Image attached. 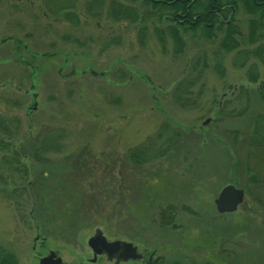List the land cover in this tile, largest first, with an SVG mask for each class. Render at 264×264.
I'll return each instance as SVG.
<instances>
[{"label":"rangeland","instance_id":"rangeland-1","mask_svg":"<svg viewBox=\"0 0 264 264\" xmlns=\"http://www.w3.org/2000/svg\"><path fill=\"white\" fill-rule=\"evenodd\" d=\"M51 2L0 0V246L16 264H37L50 250L61 264H112L92 259L86 245L99 230L154 251L157 264H264V144L248 151L239 133L234 144L227 132L246 131L264 101L256 97L239 118L212 120L219 104L241 108L233 87L250 86L246 64L238 67L235 51L218 46L220 31L202 38V24H177L148 0H70L71 19L53 13ZM130 7V17L111 12ZM233 18L241 39L248 15L237 4ZM168 26L180 35V50ZM201 62L190 97L196 105L179 107L173 86ZM163 121L181 133L179 145L167 157L130 163L126 150ZM46 130L62 137L41 163L30 151ZM252 170L259 183L248 181ZM116 175L127 183L122 193L118 183L104 184ZM67 184L76 186L70 197L86 196L77 208L64 199ZM225 184L242 188L243 201L218 213L213 200ZM50 196L63 205L54 208ZM167 205L174 217L162 225L157 209Z\"/></svg>","mask_w":264,"mask_h":264},{"label":"trees","instance_id":"trees-1","mask_svg":"<svg viewBox=\"0 0 264 264\" xmlns=\"http://www.w3.org/2000/svg\"><path fill=\"white\" fill-rule=\"evenodd\" d=\"M69 1L70 0H52L50 6L52 12L59 13L62 10V14L64 15V17H66L67 19H71L72 13L70 11H67L72 4L71 2L68 3ZM215 3L218 4V6L231 4L235 9L237 4L240 5L243 11L248 15L246 34H244V37L242 35L241 39H239V28L234 22L233 16H230L226 24L213 19L211 26L202 25V31L199 36L202 38L211 39L212 37H214V29H218V31H220L218 46L224 51H235L236 58L234 60V63L238 65V67H243L246 64L244 68V74L247 81L250 83V86H244L241 84L237 87H233L235 89L232 92L235 95L234 97L242 99V106L240 109L234 110L231 107L224 109V107L220 104L217 105V111L216 113H214V117L212 118V120L218 123L223 117V119H236L243 116L246 111L251 108V105L256 97L264 101V0H215ZM153 5L159 6L164 15H172L173 13L183 14L185 11H187L186 16L189 17L191 14L196 12V10L200 8H206L207 0H193L190 3H188L187 0H174L173 2L168 4L164 0L160 4L153 3ZM132 9L133 8L130 7V10L125 11L124 9L119 10L113 8L111 9V12L115 15H118V12L121 11V13H124V17H130V15L134 13ZM226 12L228 13L227 7ZM198 23L199 21H197L194 25H197ZM194 25L190 27L193 28ZM166 28L170 38H172V40H174V43L177 45L175 48L177 50H180L181 46L183 45L180 35L173 26H168ZM163 32L164 31H160L158 29L156 30L157 36L160 40L162 39L161 35L163 34ZM252 60H255L256 62H253ZM257 63L262 66L261 71L257 69ZM204 67H206L205 62H201V65L198 68L197 64L192 63L190 68L191 70L174 84L171 92V97L179 107L192 108L196 105L195 100H192L190 97L193 93L194 84L200 79ZM215 68L218 69L219 74L222 73V68H220V65L217 64ZM258 77H260V81H258L253 87L252 83H255ZM198 92L199 91H197V93ZM249 117L250 124L249 126H247L248 129L246 131L240 132V130L237 128L238 130L234 129L227 132L232 134V142L234 144H236L237 142L236 135L239 133L241 135L243 144L245 146H248V151H251L252 149H250V147L254 145L264 144V114L254 112V114L251 113ZM168 128V122L163 121L153 135L147 137L143 142L138 143L134 147L128 148L124 153L125 158L129 160L133 165L140 166L142 164L169 156V154L174 151V149L179 145L181 133L172 128ZM168 130L169 134L165 135ZM61 137L62 133L59 131L57 132L46 130L44 134L36 141V145L32 147L30 151V158L41 163L49 162V158L46 157V152L51 149L58 150V140H60ZM2 142L3 141L0 140L1 144ZM252 171H254V173ZM252 171L248 175V181L251 184H256L257 182L259 183L260 179L257 171ZM117 183L118 185L116 187L121 189L120 193H122L123 186L125 188V185L127 184L123 176L117 177L116 175L114 180L111 179L110 181L107 180L106 183L104 182L105 185H107L108 187L112 185L113 188H115V184ZM74 186L67 184L63 188L65 189V191L62 194L63 196H66V194H68L69 192V196H67L68 198L64 197V199L66 201L71 199L74 205L70 206H75L77 208L78 205H81L83 198H86V196L82 193L79 195L75 194L70 197L69 190ZM106 194V197H112L111 193ZM60 196L62 197V195ZM103 196L105 195H99L100 198H102ZM61 197L58 198L56 196H50L48 199L49 203L57 209L64 203V200ZM88 197L91 202L94 199L95 195H90ZM36 198L41 197L37 196ZM173 212V207L169 205L157 209L158 223L162 225L168 224L174 217ZM0 264H16V258L12 251L2 246H0ZM189 264L195 263L190 262Z\"/></svg>","mask_w":264,"mask_h":264},{"label":"water","instance_id":"water-1","mask_svg":"<svg viewBox=\"0 0 264 264\" xmlns=\"http://www.w3.org/2000/svg\"><path fill=\"white\" fill-rule=\"evenodd\" d=\"M206 122H208L207 118L202 121V124ZM242 201L243 189L233 184L223 185L213 200L215 210L218 213L232 212ZM35 238H37V236ZM86 245L91 250L92 257L102 253L109 255L118 250L120 246H122V260L136 259L139 257V254L136 252V247L132 245L131 242L119 239L107 240L99 230H95L94 233L87 238ZM37 264H61V258L56 255L54 251L50 250L39 257Z\"/></svg>","mask_w":264,"mask_h":264},{"label":"flooded vegetation","instance_id":"flooded-vegetation-1","mask_svg":"<svg viewBox=\"0 0 264 264\" xmlns=\"http://www.w3.org/2000/svg\"><path fill=\"white\" fill-rule=\"evenodd\" d=\"M164 0H150V2L160 4ZM166 3H171L174 0H165ZM188 1V0H187ZM193 0H189L188 3H190ZM226 7L228 8V13L226 12ZM187 11H185L183 14L180 13H173L172 15H165V18H173L177 24H183L187 23L188 26H193L197 21H199V24L211 26L213 19H216L223 24H226L228 22V19L230 16H233V13H235V8L231 4H226L224 6H218V4L215 3V0H207V7L204 9H198L196 12L191 14L189 17L186 16ZM163 31V30H162ZM34 239V241H36ZM131 242V241H128ZM132 243V242H131ZM136 247V252L139 254V257L136 259H127L122 260V246L119 247L118 250L115 252L110 253L109 255H106L104 253L99 254L98 256H104L106 261L112 263V264H122L126 262H139L142 264H157L159 257L154 255V251L147 253L146 250L139 249L135 244L132 243ZM96 257V256H95ZM95 257H92L95 259ZM39 259V258H38Z\"/></svg>","mask_w":264,"mask_h":264}]
</instances>
